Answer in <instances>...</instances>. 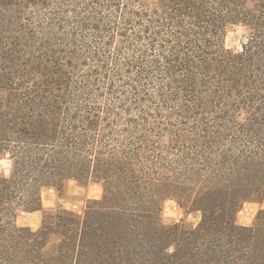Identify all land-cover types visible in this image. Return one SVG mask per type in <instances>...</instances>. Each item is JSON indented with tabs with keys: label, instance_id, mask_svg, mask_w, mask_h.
I'll list each match as a JSON object with an SVG mask.
<instances>
[{
	"label": "trees",
	"instance_id": "obj_1",
	"mask_svg": "<svg viewBox=\"0 0 264 264\" xmlns=\"http://www.w3.org/2000/svg\"><path fill=\"white\" fill-rule=\"evenodd\" d=\"M5 157L0 264H264V0H0ZM70 181L102 197L17 223Z\"/></svg>",
	"mask_w": 264,
	"mask_h": 264
},
{
	"label": "rangeland",
	"instance_id": "obj_2",
	"mask_svg": "<svg viewBox=\"0 0 264 264\" xmlns=\"http://www.w3.org/2000/svg\"><path fill=\"white\" fill-rule=\"evenodd\" d=\"M245 34L246 31L243 26H230L225 35L224 43L226 48L235 51L241 50ZM9 169V159L7 157L0 159V172L7 174ZM102 194V186L99 183L91 181L86 183L70 181L66 187L62 188L60 191H57L54 188H44L41 196L45 205H51L55 200L60 199V204H57L56 206H60L61 208L72 211L76 214H81L90 200L100 199ZM263 201L264 199L260 202L245 203L236 216V222L240 225H251L258 211L264 210ZM47 209L49 208L42 209L40 212L38 211L33 215L21 213L18 216L17 223L19 225L31 223L32 226H39L43 211ZM199 219V213L186 214L184 209H182L173 199L166 200L163 204L161 221L166 226L182 220H186L188 223L195 225Z\"/></svg>",
	"mask_w": 264,
	"mask_h": 264
},
{
	"label": "crops",
	"instance_id": "obj_3",
	"mask_svg": "<svg viewBox=\"0 0 264 264\" xmlns=\"http://www.w3.org/2000/svg\"><path fill=\"white\" fill-rule=\"evenodd\" d=\"M263 202H264V201H263ZM41 203H42V209L51 208V207L56 206L57 204H60V199L55 200V201L53 202V204H51V205H45V204L43 203L42 196H41ZM40 211H41V210H40ZM40 211H39V212H40ZM36 212H38V211L28 212L27 214H29V215H33V214L36 213ZM30 217H33V216H30ZM31 219H33V218H31ZM21 226H27V227H30V228H32V229H36V228L38 227V226H32L31 223H29V224H25V225H21Z\"/></svg>",
	"mask_w": 264,
	"mask_h": 264
}]
</instances>
